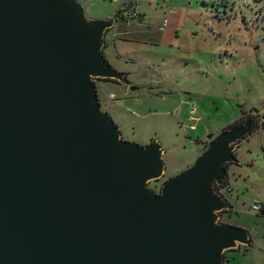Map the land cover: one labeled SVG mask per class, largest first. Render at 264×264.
<instances>
[{
  "label": "water",
  "instance_id": "water-1",
  "mask_svg": "<svg viewBox=\"0 0 264 264\" xmlns=\"http://www.w3.org/2000/svg\"><path fill=\"white\" fill-rule=\"evenodd\" d=\"M117 18L0 0V264H224L250 243L219 221L231 208L219 188L255 110L148 188L164 175L160 143L123 139L96 88L126 78L103 51Z\"/></svg>",
  "mask_w": 264,
  "mask_h": 264
},
{
  "label": "rangeland",
  "instance_id": "rangeland-1",
  "mask_svg": "<svg viewBox=\"0 0 264 264\" xmlns=\"http://www.w3.org/2000/svg\"><path fill=\"white\" fill-rule=\"evenodd\" d=\"M78 1L90 19L122 15L106 32L103 51L129 83L97 78L96 88L123 139L160 143L164 175L148 188L159 192L190 167L208 147L207 133L218 134L243 111L264 113V0ZM127 2L131 7L121 10ZM234 153L230 185L219 188L232 209L219 221L248 230L250 247L225 252L224 264H264V215L252 208L264 193V125Z\"/></svg>",
  "mask_w": 264,
  "mask_h": 264
},
{
  "label": "trees",
  "instance_id": "trees-1",
  "mask_svg": "<svg viewBox=\"0 0 264 264\" xmlns=\"http://www.w3.org/2000/svg\"><path fill=\"white\" fill-rule=\"evenodd\" d=\"M130 7H131L130 2H127V3L123 4V6L121 7V10H128ZM117 15H118V17L122 16L120 12H119ZM105 45H106V43H105ZM103 80H112V79H103ZM114 81H116V80H114ZM123 82H125V83H129L127 76H126V78H125V80H124ZM244 118H245V114H244L239 120H235V121H233L232 123H229L228 125L224 126L222 130L231 129V128H234V127L240 125V124L243 122ZM263 125H264V124H263ZM259 127H260V126L257 124V120H256V118H255V116H254V117H253V120H252L251 132H250V133H252L253 131L259 129ZM250 133H249V134H250ZM210 137H211L212 139L214 138L212 135H211ZM212 139H211V140H212ZM226 185H228V179H227L226 182L224 183V186H226ZM230 210H231V208H230ZM230 210H228V211H230ZM263 211H264V209L260 210L261 213H262ZM263 215H264V213H263ZM249 247H250V243H249L248 246H245V249H244V250H247Z\"/></svg>",
  "mask_w": 264,
  "mask_h": 264
},
{
  "label": "crops",
  "instance_id": "crops-1",
  "mask_svg": "<svg viewBox=\"0 0 264 264\" xmlns=\"http://www.w3.org/2000/svg\"><path fill=\"white\" fill-rule=\"evenodd\" d=\"M106 18H108V17H106ZM107 45V44H106ZM105 45V46H106ZM104 49H105V47H104ZM117 59H119V60H117ZM114 60L121 66V64H123L122 63V60L120 59V58H118L116 55H115V57H114ZM126 76H127V73H124ZM127 85V84H126ZM137 88V87H136ZM126 89H129V87H128V85L126 86ZM131 89V88H130ZM132 90V89H131ZM135 90V89H134ZM112 95V94H111ZM110 95V96H111ZM110 96H109V98H110ZM246 111H243L242 113H240L234 120H232V121H230L229 123H232L233 121H235V120H239L244 114L246 115ZM264 114V113H263ZM229 123H227L226 125H228ZM226 125H224V126H226ZM192 126V125H191ZM224 126H222L221 127V129L219 130V131H222V129H223V127ZM191 128V127H190ZM260 129V128H259ZM259 129H257V130H255V131H253L252 133H256V132H258L259 131ZM251 134V133H250ZM216 136L217 135V133L215 134V133H212V132H209V133H207V136ZM247 137V136H246ZM212 138L210 137V140H211ZM230 184L228 183V185H226V186H224L223 187V189H225V188H228V186H229ZM226 198H227V200H229V198H228V196H227V194H223ZM262 203H260V204H262V205H264V193H262ZM230 202V201H229ZM231 209H232V206H231ZM263 213H264V211L261 213V215H263ZM233 214V211H232V213H231V215Z\"/></svg>",
  "mask_w": 264,
  "mask_h": 264
},
{
  "label": "built area",
  "instance_id": "built-area-1",
  "mask_svg": "<svg viewBox=\"0 0 264 264\" xmlns=\"http://www.w3.org/2000/svg\"><path fill=\"white\" fill-rule=\"evenodd\" d=\"M130 16H131V17H136L135 12L132 11V12L130 13ZM110 97L113 98V95H111ZM195 111H196L195 108H191V109H190V114H194ZM254 116H255V118H256V120H257V124H258L259 126H262V125L264 124V114H263V113H258V112L255 111ZM191 118H192V117H191ZM259 128H260V127H259ZM191 129H194V125L191 126ZM252 208H253L254 210H259V211H260V210L264 209V205H262V204H260V203H257V202L255 201L254 204L252 205Z\"/></svg>",
  "mask_w": 264,
  "mask_h": 264
}]
</instances>
